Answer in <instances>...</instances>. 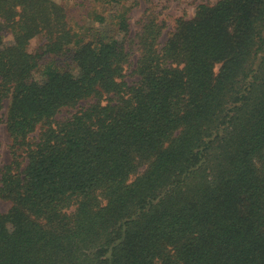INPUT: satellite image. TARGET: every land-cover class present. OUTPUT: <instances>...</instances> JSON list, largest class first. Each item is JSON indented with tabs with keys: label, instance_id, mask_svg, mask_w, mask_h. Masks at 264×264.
<instances>
[{
	"label": "trees",
	"instance_id": "1",
	"mask_svg": "<svg viewBox=\"0 0 264 264\" xmlns=\"http://www.w3.org/2000/svg\"><path fill=\"white\" fill-rule=\"evenodd\" d=\"M129 1L0 0V264H264V0Z\"/></svg>",
	"mask_w": 264,
	"mask_h": 264
},
{
	"label": "rangeland",
	"instance_id": "2",
	"mask_svg": "<svg viewBox=\"0 0 264 264\" xmlns=\"http://www.w3.org/2000/svg\"><path fill=\"white\" fill-rule=\"evenodd\" d=\"M55 2L62 4L67 11L68 18L71 22H78L84 27H97L98 23L92 22L85 19L83 13L81 15V9L76 7L75 0H54ZM134 0L129 1L130 4ZM137 6L132 8L130 13V30L131 35H133L138 28V21L143 16L146 10H152L153 13L158 14V19L165 24L164 32L160 38V42L163 43L169 37L170 33L173 31L175 26V21L180 17H185L190 19L194 16L195 10L200 4H215L220 0H136ZM43 43V38L38 37L30 42L29 50L34 52ZM132 68L128 69L126 72V80L131 82L134 80L133 75H131ZM82 105H87L84 102ZM7 103L5 104L6 111ZM74 111V110H71ZM69 117V111L63 110L57 114L56 118L63 119ZM34 135V134H33ZM32 135V136H33ZM11 138L8 134L5 125L0 127V176L1 171L4 166L10 163L11 153H10ZM12 206L9 200L0 198V213L7 212Z\"/></svg>",
	"mask_w": 264,
	"mask_h": 264
}]
</instances>
